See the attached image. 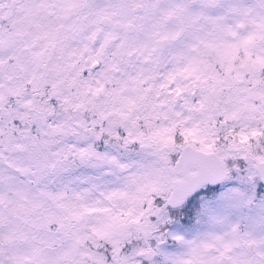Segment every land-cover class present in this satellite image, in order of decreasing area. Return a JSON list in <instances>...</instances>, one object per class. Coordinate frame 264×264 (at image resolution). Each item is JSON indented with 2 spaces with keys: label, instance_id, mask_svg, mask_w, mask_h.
Segmentation results:
<instances>
[{
  "label": "snow or ice",
  "instance_id": "obj_1",
  "mask_svg": "<svg viewBox=\"0 0 264 264\" xmlns=\"http://www.w3.org/2000/svg\"><path fill=\"white\" fill-rule=\"evenodd\" d=\"M0 264H264V0H0Z\"/></svg>",
  "mask_w": 264,
  "mask_h": 264
}]
</instances>
